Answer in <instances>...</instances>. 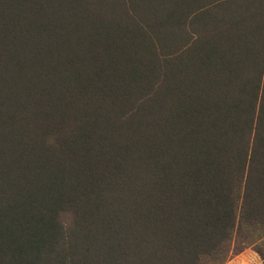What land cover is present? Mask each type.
<instances>
[{"label":"trees","instance_id":"obj_1","mask_svg":"<svg viewBox=\"0 0 264 264\" xmlns=\"http://www.w3.org/2000/svg\"><path fill=\"white\" fill-rule=\"evenodd\" d=\"M264 264V0H0V264Z\"/></svg>","mask_w":264,"mask_h":264},{"label":"rangeland","instance_id":"obj_2","mask_svg":"<svg viewBox=\"0 0 264 264\" xmlns=\"http://www.w3.org/2000/svg\"><path fill=\"white\" fill-rule=\"evenodd\" d=\"M224 264H260V261L253 251L245 249L238 255L228 259Z\"/></svg>","mask_w":264,"mask_h":264}]
</instances>
